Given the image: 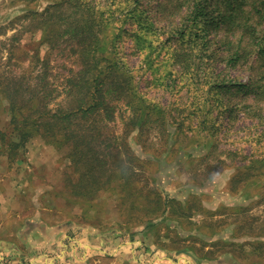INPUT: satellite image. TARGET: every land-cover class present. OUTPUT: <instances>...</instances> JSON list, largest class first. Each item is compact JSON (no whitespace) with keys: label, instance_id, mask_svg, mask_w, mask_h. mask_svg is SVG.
<instances>
[{"label":"rangeland","instance_id":"374dc122","mask_svg":"<svg viewBox=\"0 0 264 264\" xmlns=\"http://www.w3.org/2000/svg\"><path fill=\"white\" fill-rule=\"evenodd\" d=\"M53 1L0 0V83L45 73L56 109L70 106L64 87L80 61L65 38L52 50L27 15ZM90 1L92 54L128 72L139 106L148 104L142 128L124 130L121 103L105 132L122 134L111 148L126 141L139 158L136 175L127 190L114 180L75 196L70 142L35 136L13 147L0 93V191L11 195V247L0 264H264V64L256 48L240 30L189 21L185 0ZM66 25L55 21L53 34ZM237 47L243 56L232 66L226 59ZM220 78L250 82L249 92L210 90ZM158 196L166 206L154 204Z\"/></svg>","mask_w":264,"mask_h":264},{"label":"trees","instance_id":"16d2710c","mask_svg":"<svg viewBox=\"0 0 264 264\" xmlns=\"http://www.w3.org/2000/svg\"><path fill=\"white\" fill-rule=\"evenodd\" d=\"M185 1L191 2L187 3L189 21H201L205 29L223 24L228 29L240 30V38L250 40V45L256 48L257 57L264 64V30L259 31L253 24L255 19L258 24H264V0H220L222 11L217 9V2L211 5L209 0ZM62 6L70 9L69 14L59 15L67 25L54 35L55 21L60 22L56 14ZM94 11L90 0H56L40 13L30 11L27 14L43 27V40L52 50L65 38L63 42L70 43L71 54L80 61V67L71 69V75L66 78L69 84L64 89L69 96V107H49L54 95L52 89H47L45 73L36 71L34 76L27 79H16V84L7 79L0 83V93L8 103L10 114V144L15 148L21 147L35 136L52 144L59 138L63 143L70 142L72 162L78 174L73 194L78 197H87L99 191L101 186L106 188L114 180L127 190L132 177L136 175L135 166L140 163L139 158L130 153L126 141L123 148H111V142H119L122 134L115 136L113 132L105 133L109 122L115 120L119 104L122 103L129 113L124 120V130L142 128L150 121V114L145 111L148 104L139 106V95L133 90L132 76L110 63L100 65L92 54L91 48L95 42L92 24ZM205 45L208 46V41ZM240 46L241 42L238 43ZM238 47L226 59L232 66L243 56ZM185 58L186 53L178 51L174 61L182 62ZM40 61L41 65L48 63L47 58ZM210 85V90L228 91L231 87H237L242 92H249L250 82L231 83L220 78ZM255 93L258 95L257 91ZM159 203L164 207L168 201L155 197L154 204ZM150 210L157 211L154 206ZM165 210L163 208L161 211Z\"/></svg>","mask_w":264,"mask_h":264},{"label":"crops","instance_id":"0c3cea01","mask_svg":"<svg viewBox=\"0 0 264 264\" xmlns=\"http://www.w3.org/2000/svg\"><path fill=\"white\" fill-rule=\"evenodd\" d=\"M6 181H3L2 183L7 182L8 177H6L5 179ZM19 181H16L15 184H17ZM15 184H13V186H15ZM11 187H13L12 185H8ZM2 191H0V255H4L5 249L10 248L11 244H10V233H9V223H10V211H8L10 209L9 206V199L10 196L7 193V190H9V188H7L5 190V186L1 187ZM19 192V191H16ZM15 247V246H14Z\"/></svg>","mask_w":264,"mask_h":264}]
</instances>
